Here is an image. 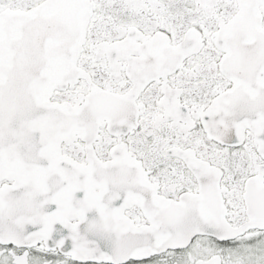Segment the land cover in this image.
<instances>
[{"label": "snow or ice", "instance_id": "6c2138e0", "mask_svg": "<svg viewBox=\"0 0 264 264\" xmlns=\"http://www.w3.org/2000/svg\"><path fill=\"white\" fill-rule=\"evenodd\" d=\"M0 264H264V0H0Z\"/></svg>", "mask_w": 264, "mask_h": 264}]
</instances>
